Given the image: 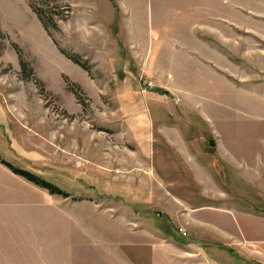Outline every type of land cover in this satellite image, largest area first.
<instances>
[{
  "label": "rangeland",
  "instance_id": "obj_1",
  "mask_svg": "<svg viewBox=\"0 0 264 264\" xmlns=\"http://www.w3.org/2000/svg\"><path fill=\"white\" fill-rule=\"evenodd\" d=\"M0 158V264H264V0H0Z\"/></svg>",
  "mask_w": 264,
  "mask_h": 264
},
{
  "label": "trees",
  "instance_id": "obj_2",
  "mask_svg": "<svg viewBox=\"0 0 264 264\" xmlns=\"http://www.w3.org/2000/svg\"><path fill=\"white\" fill-rule=\"evenodd\" d=\"M35 11L38 13L41 21L44 23L45 27L49 26V24L51 23L50 19L48 18V15L43 13L42 11H40L37 8H34ZM64 54H66L72 61H74L75 63H77L79 66H81L82 68L89 70V67L80 59V57L76 54L73 53H69V52H65L62 51ZM26 65L23 63V67H25ZM1 163H3L4 165H6L12 172H14L15 174L21 175L23 177H25L26 179L30 180L31 182H34L35 184L46 188L50 193L52 194H58V195H62L64 197H68L69 194L65 191H63L62 189L58 188L57 186H55L54 184L44 180L43 178L39 177L38 175L28 172V171H24L20 168H17L9 163H7L6 161H4L3 159L0 158Z\"/></svg>",
  "mask_w": 264,
  "mask_h": 264
},
{
  "label": "crops",
  "instance_id": "obj_3",
  "mask_svg": "<svg viewBox=\"0 0 264 264\" xmlns=\"http://www.w3.org/2000/svg\"><path fill=\"white\" fill-rule=\"evenodd\" d=\"M163 250L168 254V255H172V256H177V257H179L180 259H182V260H186V259H188L187 258V255L189 254V256L190 255H199V253H198V251H193L192 249H184V248H177V249H174L173 251L171 250V251H169L167 248H164L163 247ZM168 250V251H167ZM176 250V251H175ZM184 252H186V255H183V253ZM204 252V254H206L207 255V251L206 250H204L203 251ZM185 256V257H184ZM131 261H129L128 260V262L126 263V264H131L130 263Z\"/></svg>",
  "mask_w": 264,
  "mask_h": 264
},
{
  "label": "water",
  "instance_id": "obj_4",
  "mask_svg": "<svg viewBox=\"0 0 264 264\" xmlns=\"http://www.w3.org/2000/svg\"><path fill=\"white\" fill-rule=\"evenodd\" d=\"M208 143H209L210 146H215V141H214V139H210V140L208 141ZM158 214L161 215V212H158Z\"/></svg>",
  "mask_w": 264,
  "mask_h": 264
}]
</instances>
